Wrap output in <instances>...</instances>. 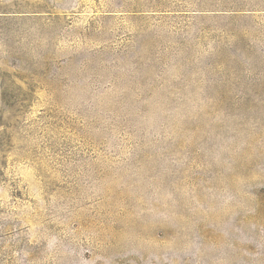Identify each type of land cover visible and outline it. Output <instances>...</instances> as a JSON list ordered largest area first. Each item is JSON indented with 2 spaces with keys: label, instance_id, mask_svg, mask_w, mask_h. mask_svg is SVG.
I'll use <instances>...</instances> for the list:
<instances>
[{
  "label": "rangeland",
  "instance_id": "374dc122",
  "mask_svg": "<svg viewBox=\"0 0 264 264\" xmlns=\"http://www.w3.org/2000/svg\"><path fill=\"white\" fill-rule=\"evenodd\" d=\"M0 264H264V0H0Z\"/></svg>",
  "mask_w": 264,
  "mask_h": 264
}]
</instances>
